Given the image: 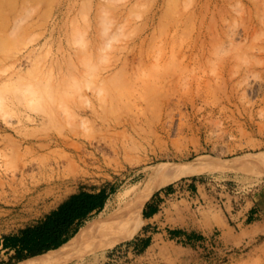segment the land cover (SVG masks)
<instances>
[{
	"label": "rangeland",
	"instance_id": "374dc122",
	"mask_svg": "<svg viewBox=\"0 0 264 264\" xmlns=\"http://www.w3.org/2000/svg\"><path fill=\"white\" fill-rule=\"evenodd\" d=\"M72 146L99 165L20 213L30 167ZM191 163L130 239L104 250L107 234L80 226L48 264H264L263 238L231 248L222 225L264 180V0H0V264H43L4 238L70 194L105 204Z\"/></svg>",
	"mask_w": 264,
	"mask_h": 264
},
{
	"label": "bare ground",
	"instance_id": "6f19581e",
	"mask_svg": "<svg viewBox=\"0 0 264 264\" xmlns=\"http://www.w3.org/2000/svg\"><path fill=\"white\" fill-rule=\"evenodd\" d=\"M69 150V145L62 144ZM71 153L64 152L58 156H52L30 167L31 174H26L29 180L24 185L19 196L22 202L19 206L20 213H30L47 198L66 189L68 182L73 181L88 169L99 165L100 158L86 156L78 146H72ZM97 156V155H96ZM98 163V164H96ZM158 179L150 186L140 190L141 181L122 187L117 193L104 204L97 219L81 225L78 237L98 228L102 234H107L104 250L118 242L128 240L140 227L142 207L154 189L167 185L180 175H193L200 172L195 163L169 167H155ZM148 169L144 170V176L148 175ZM78 238L72 237L60 247L49 250L43 254L32 256L22 262H39L48 264L56 258L67 254Z\"/></svg>",
	"mask_w": 264,
	"mask_h": 264
},
{
	"label": "trees",
	"instance_id": "16d2710c",
	"mask_svg": "<svg viewBox=\"0 0 264 264\" xmlns=\"http://www.w3.org/2000/svg\"><path fill=\"white\" fill-rule=\"evenodd\" d=\"M105 199L103 190L72 193L35 223L19 229L16 234L6 236L3 246L13 249V256L17 260L56 249L73 236L90 215L103 208ZM145 206L142 215L149 217Z\"/></svg>",
	"mask_w": 264,
	"mask_h": 264
},
{
	"label": "crops",
	"instance_id": "0c3cea01",
	"mask_svg": "<svg viewBox=\"0 0 264 264\" xmlns=\"http://www.w3.org/2000/svg\"><path fill=\"white\" fill-rule=\"evenodd\" d=\"M188 183V186H195L197 189L200 185L199 181H189ZM173 192L176 190L174 189ZM170 194H172V190L159 191L146 204L145 209L149 213L150 221L160 212V199ZM222 225L223 237L231 244V248L252 244L258 238H263L264 241V180L258 187L245 194L241 202L235 203L231 198V224L224 222Z\"/></svg>",
	"mask_w": 264,
	"mask_h": 264
}]
</instances>
